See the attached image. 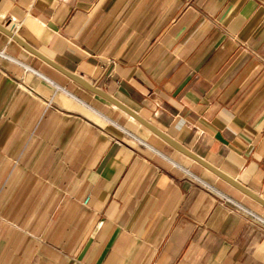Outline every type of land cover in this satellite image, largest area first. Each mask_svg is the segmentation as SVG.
Wrapping results in <instances>:
<instances>
[{
  "label": "crops",
  "instance_id": "1",
  "mask_svg": "<svg viewBox=\"0 0 264 264\" xmlns=\"http://www.w3.org/2000/svg\"><path fill=\"white\" fill-rule=\"evenodd\" d=\"M0 25L174 143L0 27V264H264L189 175L264 217L201 162L264 200V0H0Z\"/></svg>",
  "mask_w": 264,
  "mask_h": 264
},
{
  "label": "water",
  "instance_id": "2",
  "mask_svg": "<svg viewBox=\"0 0 264 264\" xmlns=\"http://www.w3.org/2000/svg\"><path fill=\"white\" fill-rule=\"evenodd\" d=\"M0 27L2 29H4L10 36H12V38H14L15 40H17L20 44H22L23 46H25L29 51H31L32 53L36 54L37 56H39L41 59H43L45 62H47L48 64H50L51 66H53L54 68H56L57 70H59L60 72L66 74L67 76H69L71 79L75 80L76 82H78L79 84H81L83 87H85L86 89L90 90L91 92L99 95L100 97L106 99L107 101H109L110 103L114 104L115 106H117L118 108H120L121 110H123L125 113L129 114L130 116H132L133 118H135L136 120H138L142 125L146 126L147 128H149L150 130H152L153 132H155L156 134H158L159 136H161L162 138L166 139L167 141H169L171 144H174L172 140H170L168 137H166L161 131L157 130L155 127H153L150 123H148L146 120L142 119L140 116H138L135 112H133L132 110H130L129 108H127L125 105H123L122 103H120L118 100H116L114 97H112L110 94H108L107 92L103 91L102 89L98 88L97 86L89 83L87 80H85L84 78H82L81 76L72 73L66 69H64L63 67L59 66L58 64H56L55 62H53L51 59L47 58L46 56L42 55L41 53H39L38 51L34 50L33 48L29 47L28 45H26L24 42H22L14 33L10 28L4 27L3 25H0ZM205 166H207L209 169H211L213 172H215L216 174H218L221 178L225 179L226 181H228L230 184H232L233 186H235L236 188L242 190L243 192H245L246 194H248L249 196H251L253 199H255L257 202L261 203L262 205H264V200L257 196L256 194H254L253 192L249 191L247 188H245L244 186H242L241 184H239L237 181L233 180L232 178L226 176L225 174L221 173L219 170L213 168L212 166H210L209 164L201 161Z\"/></svg>",
  "mask_w": 264,
  "mask_h": 264
},
{
  "label": "built area",
  "instance_id": "3",
  "mask_svg": "<svg viewBox=\"0 0 264 264\" xmlns=\"http://www.w3.org/2000/svg\"><path fill=\"white\" fill-rule=\"evenodd\" d=\"M15 26H16V24H15ZM8 28L13 30L12 29L13 27H8ZM0 57L1 58H9V56L1 49H0ZM48 104H49V102H48ZM189 175H191L200 184H202L207 190H209L215 196L218 203L225 206L229 210L238 212L239 214L244 216V218L247 220V222L249 224H251L252 226H254L255 228H257L259 230V232L264 236V217L261 214L255 212L251 208L244 206L243 204L236 201L232 197L226 195L225 193L217 190L215 187H213V186L207 184L206 182L200 180L199 178H197L193 174L189 173Z\"/></svg>",
  "mask_w": 264,
  "mask_h": 264
}]
</instances>
